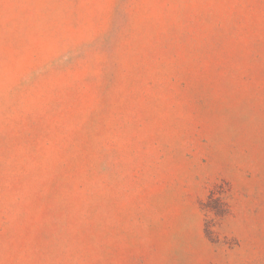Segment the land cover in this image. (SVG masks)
<instances>
[{
    "label": "rangeland",
    "instance_id": "1",
    "mask_svg": "<svg viewBox=\"0 0 264 264\" xmlns=\"http://www.w3.org/2000/svg\"><path fill=\"white\" fill-rule=\"evenodd\" d=\"M0 264H264V0H0Z\"/></svg>",
    "mask_w": 264,
    "mask_h": 264
}]
</instances>
